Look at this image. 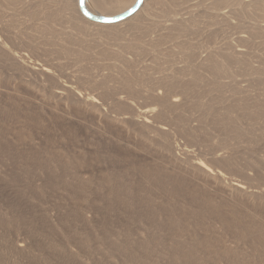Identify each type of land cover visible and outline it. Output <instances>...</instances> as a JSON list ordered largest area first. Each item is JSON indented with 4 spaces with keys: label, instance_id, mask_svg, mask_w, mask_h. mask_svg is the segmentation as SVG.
I'll return each instance as SVG.
<instances>
[{
    "label": "rangeland",
    "instance_id": "1",
    "mask_svg": "<svg viewBox=\"0 0 264 264\" xmlns=\"http://www.w3.org/2000/svg\"><path fill=\"white\" fill-rule=\"evenodd\" d=\"M79 174L87 227L115 224L113 209L120 224L170 228L159 234L175 264H230L223 244L252 245L212 229L204 203L264 223V0H143L112 24L77 0H0V264H121L63 241L82 229L65 186Z\"/></svg>",
    "mask_w": 264,
    "mask_h": 264
},
{
    "label": "bare ground",
    "instance_id": "2",
    "mask_svg": "<svg viewBox=\"0 0 264 264\" xmlns=\"http://www.w3.org/2000/svg\"><path fill=\"white\" fill-rule=\"evenodd\" d=\"M118 2L116 3L113 2L114 4L109 3L108 6L105 5V9L103 8V6H100L97 8L96 13L102 15L103 14L112 15L119 13L122 11V9L120 8ZM134 3L135 0L132 2V5H130V7L127 10H129L134 5ZM141 6L133 15H135L141 9ZM85 8L88 10V8L86 7V0H85ZM104 17H114V16H104ZM123 20L119 22H122ZM59 89L62 90L63 88H59ZM55 95L59 96L60 92L58 91L55 92ZM92 100L93 99L90 97L86 99V101H92ZM149 113H151L150 109L142 110L140 111L138 117L143 118V122H146L147 121L146 117ZM191 164L197 169L209 173V175H211V178L213 180L215 179L220 185L224 184V179H225L224 176H222V174L218 171L217 172L210 171V169H208L201 160L196 159ZM46 167L50 168V166H46ZM18 172H23L25 174L24 169L22 170L13 169V171H11L10 177L13 179V183L17 184V187L15 188L19 192L20 189L18 188V183H19L18 179H20V176L18 175ZM82 176L83 174L77 175L72 184L65 185L66 188H68L66 195L69 198L68 200H70L69 202H71V206H70V214L72 217L71 221L76 224H79L80 226L82 225V229L75 228L73 234L71 235L67 234L63 237V241L68 247L74 246L76 248L77 246H81L87 248L90 247L91 245H96L98 249L95 250L94 253L102 254L110 259L115 258L119 260L121 264H160V263L162 264V262H167V264H175L173 260L170 261L167 260V248L165 244L161 241V237L159 234L160 232L169 231L170 228L154 227V226H130V225L120 224L119 213L118 211H115L113 209H109L108 212H110L115 217L116 220L115 224L103 223L104 225L100 229L98 228L99 226L87 227L86 220H88L91 217L92 209L88 208V204L84 199V194L89 185V181L85 180V178H83ZM65 177H68V174H66ZM49 179L50 177H48V180L46 181V183H44L43 185L44 187H50ZM64 183L65 181H63V184ZM30 185L31 182L28 184V187ZM28 187H25L23 190L27 189ZM235 189L239 191L241 190L243 191L245 188H243L239 184H235ZM23 190L21 188L19 195H22L24 193ZM256 191L257 193L264 195V189H258ZM66 202L67 204L69 203L67 200ZM204 206L209 208V212L206 214L205 217L207 219L212 220V226H211L212 229H216V228L238 229L239 235L237 234V236L240 237L243 236L242 230H245V234L249 236L251 240L254 242L252 245L247 244L243 240L235 243L228 242L223 244L221 246L222 250L224 252H231L233 255V259L231 260L230 264H264V233L261 232V230L264 228L263 222H256L252 219H245V218L238 219L237 212L235 211L232 212V215L230 217L227 216L224 213L225 210L227 209L229 210L230 203L227 201L206 202L204 203ZM101 212L102 209L98 208L95 210L94 213L98 215ZM2 224L8 225L7 222H2L0 220V225ZM79 229H81V231H79ZM251 249H257V253L255 255L258 256L255 257L253 260L252 258L246 260L248 259L247 253ZM86 253L88 254L87 251ZM186 258L187 257H185V259L183 260L184 263L187 261ZM194 264H199V263L196 262Z\"/></svg>",
    "mask_w": 264,
    "mask_h": 264
},
{
    "label": "water",
    "instance_id": "3",
    "mask_svg": "<svg viewBox=\"0 0 264 264\" xmlns=\"http://www.w3.org/2000/svg\"><path fill=\"white\" fill-rule=\"evenodd\" d=\"M142 2L143 0H136L134 5L129 10L114 17H104V16H97L92 14L85 8V0H77V6L80 14L85 19L98 24H112V23H117L133 15L140 8Z\"/></svg>",
    "mask_w": 264,
    "mask_h": 264
},
{
    "label": "crops",
    "instance_id": "4",
    "mask_svg": "<svg viewBox=\"0 0 264 264\" xmlns=\"http://www.w3.org/2000/svg\"><path fill=\"white\" fill-rule=\"evenodd\" d=\"M126 10H127V9H126ZM126 10H122L120 13H122V12H124V11H126ZM120 13H119V14H120Z\"/></svg>",
    "mask_w": 264,
    "mask_h": 264
}]
</instances>
